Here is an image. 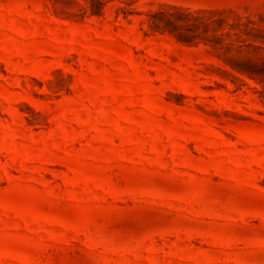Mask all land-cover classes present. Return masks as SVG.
<instances>
[{
  "label": "rangeland",
  "instance_id": "374dc122",
  "mask_svg": "<svg viewBox=\"0 0 264 264\" xmlns=\"http://www.w3.org/2000/svg\"><path fill=\"white\" fill-rule=\"evenodd\" d=\"M0 264H264V0H0Z\"/></svg>",
  "mask_w": 264,
  "mask_h": 264
}]
</instances>
